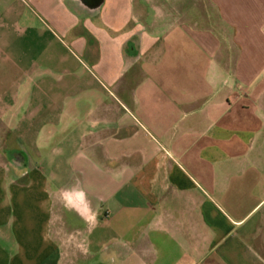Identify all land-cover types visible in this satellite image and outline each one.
I'll return each instance as SVG.
<instances>
[{"label": "crops", "instance_id": "crops-1", "mask_svg": "<svg viewBox=\"0 0 264 264\" xmlns=\"http://www.w3.org/2000/svg\"><path fill=\"white\" fill-rule=\"evenodd\" d=\"M0 0V264H264V0Z\"/></svg>", "mask_w": 264, "mask_h": 264}, {"label": "water", "instance_id": "water-1", "mask_svg": "<svg viewBox=\"0 0 264 264\" xmlns=\"http://www.w3.org/2000/svg\"><path fill=\"white\" fill-rule=\"evenodd\" d=\"M103 0H98L97 1V5H100L102 3Z\"/></svg>", "mask_w": 264, "mask_h": 264}]
</instances>
